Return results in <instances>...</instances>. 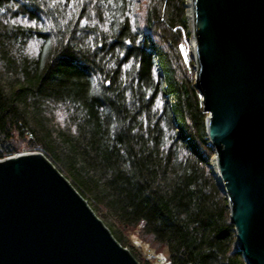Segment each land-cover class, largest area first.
<instances>
[{"label": "trees", "instance_id": "16d2710c", "mask_svg": "<svg viewBox=\"0 0 264 264\" xmlns=\"http://www.w3.org/2000/svg\"><path fill=\"white\" fill-rule=\"evenodd\" d=\"M187 28L185 0H0V158L43 152L141 264L132 233L169 264H247Z\"/></svg>", "mask_w": 264, "mask_h": 264}, {"label": "water", "instance_id": "95a60500", "mask_svg": "<svg viewBox=\"0 0 264 264\" xmlns=\"http://www.w3.org/2000/svg\"><path fill=\"white\" fill-rule=\"evenodd\" d=\"M196 86L247 264H264V0H190ZM188 17V15H187ZM0 264H141L41 151L0 159Z\"/></svg>", "mask_w": 264, "mask_h": 264}, {"label": "rangeland", "instance_id": "374dc122", "mask_svg": "<svg viewBox=\"0 0 264 264\" xmlns=\"http://www.w3.org/2000/svg\"><path fill=\"white\" fill-rule=\"evenodd\" d=\"M185 6L187 10V0H185ZM187 23H188V17H187ZM187 31L190 33V36L188 37V45L185 47V54L187 58H192V35L190 32V25L188 23V28ZM191 38V39H190ZM168 100L170 103H174V96L170 95L168 97ZM29 151H35V150H30V148H24L22 149L21 152H29ZM71 180V179H70ZM128 239L130 244L134 247L135 251L137 254L142 258V260H145L149 264H166L168 263L166 260V256L163 253L157 252L155 249L150 247L148 244H145L143 241H141L137 233H132L128 235Z\"/></svg>", "mask_w": 264, "mask_h": 264}, {"label": "bare ground", "instance_id": "6f19581e", "mask_svg": "<svg viewBox=\"0 0 264 264\" xmlns=\"http://www.w3.org/2000/svg\"><path fill=\"white\" fill-rule=\"evenodd\" d=\"M187 15H188V23H192V16H191V10H190V0H187ZM193 42V40H191Z\"/></svg>", "mask_w": 264, "mask_h": 264}, {"label": "built area", "instance_id": "2783aa9c", "mask_svg": "<svg viewBox=\"0 0 264 264\" xmlns=\"http://www.w3.org/2000/svg\"><path fill=\"white\" fill-rule=\"evenodd\" d=\"M6 157H9V156H6ZM6 157H3V158H6ZM3 158H0V159H3ZM166 264H169V263H166Z\"/></svg>", "mask_w": 264, "mask_h": 264}, {"label": "snow or ice", "instance_id": "6c2138e0", "mask_svg": "<svg viewBox=\"0 0 264 264\" xmlns=\"http://www.w3.org/2000/svg\"><path fill=\"white\" fill-rule=\"evenodd\" d=\"M110 83V82H109Z\"/></svg>", "mask_w": 264, "mask_h": 264}]
</instances>
